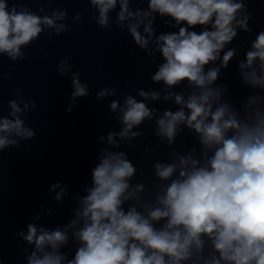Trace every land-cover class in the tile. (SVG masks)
Returning a JSON list of instances; mask_svg holds the SVG:
<instances>
[{
	"label": "clouds",
	"instance_id": "1",
	"mask_svg": "<svg viewBox=\"0 0 264 264\" xmlns=\"http://www.w3.org/2000/svg\"><path fill=\"white\" fill-rule=\"evenodd\" d=\"M88 19L104 31L126 33L155 70L158 88L120 91L104 86L115 128L97 137L96 162L87 183L69 193L62 181L48 187L56 205L71 196L70 218L49 227L54 209L40 205L11 239L24 264H264V28L251 37L254 0H84ZM264 2V0H261ZM40 6L35 11L30 4ZM53 0H0V65L16 63L42 35L74 32L81 12L52 8ZM115 18L113 19V15ZM71 20V24L68 22ZM164 31H158L157 21ZM73 56H63L56 75L70 80L65 112L91 95ZM235 61L239 84L247 91L234 101L225 73ZM0 71V154L32 141L37 132L26 121L37 108L22 89L3 103ZM134 93V94H133ZM170 105L158 108L157 104ZM151 129L158 145L145 147L146 174L125 148ZM185 132L193 144L177 148ZM168 151L157 159L156 148ZM3 205L0 195V264Z\"/></svg>",
	"mask_w": 264,
	"mask_h": 264
},
{
	"label": "water",
	"instance_id": "2",
	"mask_svg": "<svg viewBox=\"0 0 264 264\" xmlns=\"http://www.w3.org/2000/svg\"><path fill=\"white\" fill-rule=\"evenodd\" d=\"M40 5L30 4L33 11ZM52 8L68 9L69 16L82 13L81 22L74 25L75 31L67 35L53 37L46 34L26 49V60L13 63L3 58L0 71L11 74V81L3 82V103L7 114V102L14 99L11 89L23 90L25 99L36 102L37 108L29 113L26 123L34 128L37 136L32 141L22 142L18 149L10 148L0 154V195H2V253L3 264H24L23 255L17 249L19 240L11 236L24 229L29 217L39 212L40 205L51 208L55 216L44 221L49 227L64 223L70 218L74 207L71 196L64 198L62 205H56L46 195L50 184L62 181L69 193L79 191L87 183L90 168L96 162V150L103 147L97 144V137L115 128L109 118L107 100L97 102L95 92L101 87H116L118 92L131 91L133 87L158 88L150 81L155 65L150 64L144 54L135 49L126 33L113 28L111 32L99 29L88 19V5L84 0H53ZM253 19L251 37L240 34L233 44L243 43L254 38L257 31L264 28V2L254 0L249 4ZM113 19L115 14L113 13ZM71 24V20L68 21ZM158 31H164L157 21ZM74 59L73 71L81 73V81H87L91 95L79 99L77 107L69 114L65 112L71 92L70 80L56 75V65L63 56ZM223 82L228 84L234 101L244 98L247 91L239 84L235 61L225 73ZM134 94V93H133ZM166 108L163 103L153 105ZM145 138L134 143L136 148H125L129 158L147 176L151 168V158L143 153L145 147H155L158 141L151 129L144 128ZM193 144L192 137L185 132L177 139V148L187 150ZM168 149L164 145L156 148L157 159H162Z\"/></svg>",
	"mask_w": 264,
	"mask_h": 264
}]
</instances>
